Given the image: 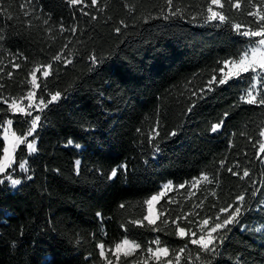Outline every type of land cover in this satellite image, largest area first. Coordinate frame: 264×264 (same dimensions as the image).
Masks as SVG:
<instances>
[{
  "label": "trees",
  "instance_id": "obj_1",
  "mask_svg": "<svg viewBox=\"0 0 264 264\" xmlns=\"http://www.w3.org/2000/svg\"><path fill=\"white\" fill-rule=\"evenodd\" d=\"M210 2L0 0V159L7 121L17 135L30 127L8 103L31 89L33 70L51 66L37 77L36 100L47 106L36 115V152L22 144L7 170L25 163L27 176L14 175L22 180L15 191L0 176V264H158L149 253L156 246L168 249L159 264H264V105L241 100L251 73L209 85L254 43L234 25L256 30L248 13H264V0H239L240 9L222 0L223 23L207 19ZM204 175L213 184L189 201L185 190L169 194L156 225L146 222V202L163 184ZM241 195L239 220L217 235L214 251L176 234L177 224L192 232ZM124 240L140 247L117 260Z\"/></svg>",
  "mask_w": 264,
  "mask_h": 264
},
{
  "label": "snow or ice",
  "instance_id": "obj_2",
  "mask_svg": "<svg viewBox=\"0 0 264 264\" xmlns=\"http://www.w3.org/2000/svg\"><path fill=\"white\" fill-rule=\"evenodd\" d=\"M229 3H233V0H228ZM68 3L70 5H79L81 3H83V0H68ZM166 3L168 5L169 8L172 7L173 5V0H166ZM98 4V0H91V6H97ZM216 6V8H223L224 7V3H222V0H211L207 11L209 13L207 19L210 21H214V20H219L220 22H225L226 21V16L222 13V12H218L215 11L213 9L212 6ZM23 7V6H22ZM233 7H235L236 9H240L241 5L239 3V0H235V2L233 3ZM173 15H175L176 13H171ZM85 15H88V13H85ZM249 16L255 17L256 18V23L259 25V27L256 30H249V31H243L241 32V26L240 25H234L235 30L245 36V37H260L258 44L261 46L259 48H253L252 51V56L251 58H249L247 56V54H245V56L241 57L239 59V61H227L225 62V67L228 68L229 65H231V68H229L228 73H226L224 75L223 78H220L218 81L217 79L214 77L213 80L209 81V85H212L213 83H218L219 85H224L228 82L229 79H231L233 76L239 77V75L241 73H248L249 71L251 72H256L257 69L259 68L262 72H264V13L260 12L259 10L256 11H250L248 13ZM93 19H96V17H92ZM75 31V30H73ZM117 31H119V29H117ZM260 53L259 58L257 57V54ZM56 60H59L60 57L57 56L55 57ZM70 63V61H68ZM14 67L19 68L20 65L16 64L14 65ZM51 66H45L43 71H42V76L44 78H47L49 76V68ZM40 69L37 68L35 70H33L30 75H31V85H32V89H37L40 87V85L37 82V75L36 73L39 72ZM11 75V74H9ZM252 88H255V85L252 86ZM213 89L211 87H209L207 89V91H212ZM203 93L204 90L201 89V93L199 98H203ZM193 95H197L196 93H193ZM60 98V93L57 92L56 94L52 95L51 100L48 101V103H52L54 101H56L57 99ZM26 99L28 100V104L24 105L22 103V101ZM36 99V93L32 90L27 91L26 95L17 99H13L11 100L10 103H8V109L11 110L13 112V114L15 113H20L21 115L24 116H32V110L35 108V110H43L42 107L40 105L43 106H47L46 104H44L43 100H41L40 105H33V101ZM241 100L244 103H248V104H260V105H264V98H261L259 100H257V97L255 95H253V91L249 90L246 94V96L241 97ZM3 102H7L6 99ZM195 105H193L194 107ZM189 111H191V108L189 109ZM225 116H227V113H225ZM40 120V116H35L34 118H32L29 121H24V123H30V127L27 130V136H32L37 128L38 122ZM7 124L9 126L13 125V121L11 119H9L7 121ZM223 122L221 121L220 123H216L212 125V132H216L220 127H222ZM5 131V136L4 139L6 141L10 142V147H3V152H4V156L2 159H0V174L5 173L6 169L8 167H10L13 163V157H12V153L15 151L16 145L18 144H26L28 150L30 152H35L36 151V147L35 144L33 142H28L25 134L24 133H20L19 135H17L16 132H11L9 135V129H4ZM156 135H159L158 132H156ZM172 135H175V133L173 132ZM259 135L261 137H264V130H261ZM11 137V138H10ZM154 139V137H153ZM259 152L261 154H264V142H261L259 144ZM264 158V157H262ZM77 164H79V161H77ZM19 167L21 169H25V164L24 163H20ZM229 172L232 173V175H237L236 172H234L232 169H229ZM117 174V170L113 169L112 171V176L115 177ZM249 176V172L248 171H244L243 175L240 177L241 179L248 177ZM202 179L204 181L208 180V177L206 175H204L202 177ZM210 182V181H209ZM21 183V181L19 179H12L11 180V184L13 186L15 185H19ZM200 183V180H196L193 183V187H195L197 184ZM169 187V185H165V188ZM181 187H183V185H181ZM163 193H161L162 195ZM160 199L159 196H153L151 197L146 203L148 204V212L149 214L147 216L144 217L145 220H147L149 225H156L157 220L159 219V216L153 215L152 214V206L154 202H158V200ZM245 197L244 196H238L237 197V202H242L244 201ZM121 207H123V205H121ZM221 215L216 217V220L219 222L214 223V226L210 227L208 229V231L203 234L200 235L198 239H191L190 243L193 245H198L202 250L206 251V252H210V251H214L215 250V244L214 241H216L217 239H222V237L219 236H214V233H218L221 230H225L227 229V227L229 225L235 224L238 222V217L241 213V208L240 207H235L234 210H231L229 208H223L220 210ZM225 213H227V215H224ZM160 215H163V213H161ZM165 223H167V221H164ZM137 223H140L139 221H137ZM173 223H175V221H173ZM209 225V220L208 219H204L202 220V224H201V231H203V229ZM176 234L180 237V238H185L186 236H195L196 233L195 232H191V231H187L185 230L184 227L180 226L177 224L176 226ZM155 243L159 244V241H155ZM101 248H103V246H100ZM140 246L138 244H135L134 242H130L129 240H124L121 243H117L115 245V249L113 251V255L116 256L117 260L120 259V255L123 254L125 257L132 254L133 251H135V249L139 248ZM181 251H183V249H181ZM149 253L156 258L158 264L161 261V257H167L168 256V249L167 248H157L155 251L149 249ZM100 255L102 257H104V252L101 251ZM108 264H111V261L108 262Z\"/></svg>",
  "mask_w": 264,
  "mask_h": 264
},
{
  "label": "rangeland",
  "instance_id": "obj_3",
  "mask_svg": "<svg viewBox=\"0 0 264 264\" xmlns=\"http://www.w3.org/2000/svg\"><path fill=\"white\" fill-rule=\"evenodd\" d=\"M213 7V9L216 11V6H212ZM208 15H209V13H208ZM246 31H249V30H246ZM247 38H249V39H251L254 43H251V45L247 48V50L245 51V53L241 56V57H243V56H245V54H247V56L249 57V58H251V56H252V49L253 48H259V47H261L259 44H258V41H259V39H260V37H247ZM259 56H260V53H258L257 54V57L259 58ZM240 57V58H241ZM237 61H239V60H237ZM229 68H231V65H229V67L228 68H226L225 67V64L223 65V69L220 71V78H223L224 77V75L226 74V73H228V71H229ZM248 73H251V75H252V78H253V85H255V88L253 89V88H251L250 90H252L253 91V95H255L256 97H258L262 92H264V72H262L259 68L257 69V71L256 72H251V71H249ZM41 75V77H43L42 76V71H39V72H37L36 73V75H37V77H38V75ZM242 74H244V73H241L240 75H242ZM239 75V76H240ZM232 78H236V76H233ZM231 78V79H232ZM230 80V79H229ZM228 80V81H229ZM30 81H31V77H30ZM37 81H38V78H37ZM252 85V86H253ZM30 90H32V91H34L35 92V89H32V85H31V89ZM247 94V93H246ZM246 94H245V96H246ZM57 101V100H56ZM56 101H54V102H56ZM22 103L24 104V105H27L28 104V100H26V99H24L23 101H22ZM33 105L35 106V105H40V102H38L36 99L33 101ZM41 107H42V109H44L45 108V106H43V105H40ZM8 111H9V113H11V114H13V112L11 111V110H9L8 109ZM41 110H35V108L32 110V116H29L30 117V120L32 119V118H34L39 112H40ZM13 115H21L20 113H15V114H13ZM21 116H24V115H21ZM4 129H9L10 131H9V135H10V133L11 132H14L13 131V128H12V126H9L7 123L5 124V126L2 128V139H3V142H4V147H10V142L9 141H6L5 139H4V136H5V131H4ZM37 129V128H36ZM218 131H220V128L216 131V132H218ZM35 134V133H34ZM34 134L32 135V136H27V134L25 135V137H26V139H27V141L28 142H33L34 144H35V147H36V145H37V140L34 138ZM11 138V137H10ZM261 142H264V137H262V140H261ZM260 142V143H261ZM22 144H18V145H16V148H15V151L12 153V157H13V163H12V165L10 166V167H8L7 169H6V171H5V173H3V174H0V176H3V178H2V182H7L8 184H9V186L11 187V189H12V191H15L19 186H20V184L19 185H15V186H13L12 184H11V180L12 179H19L21 182H22V180L20 179V178H15V174H21V175H24V176H27V172H26V167H25V169H21L20 167H18L17 168V170L15 171V172H12V173H10V174H7V170L8 169H11L13 166H14V156H15V153H16V151H17V149L21 146ZM25 146H26V144H24ZM26 150H27V152H28V154L29 155H33V154H35V152H30L29 150H28V148H27V146H26ZM3 156H4V152H3V155H2V157H1V159L3 158ZM262 157H264V154H261L260 152H258V160H259V162H260V164H262L263 166H264V158H262ZM25 164V163H24ZM203 177V176H202ZM202 177H200V178H197V179H194V180H192L191 182H189V183H187V184H185V185H183V187H181V186H175V185H173L171 182H167V183H165V184H163L161 187H160V189H159V191L155 194V195H153V196H159L160 197V199L158 200V202H154L153 203V206H152V214L153 215H156V216H158V209H157V206H158V204H159V202L164 198V197H166V196H168L169 194H173V195H175V194H177V193H180V192H182L183 190H185L186 192H185V194L184 195H186L185 197V199H186V201H189L190 199H192L193 197H195V195L197 194V193H199V192H201V190L203 189V187H206V186H208V185H211V184H213V180L212 179H210L209 177H208V180L207 181H204L203 179H202ZM200 180V183L199 184H197L195 187H193L192 185H193V183L196 181V180ZM210 181V182H209ZM165 185H169V187H167V188H165ZM161 193H163L162 195H161ZM152 196V197H153ZM235 207H240L241 208V213H242V209H243V207H244V203H243V201L242 202H237V204L236 205H234L233 207H228L229 209H230V211L231 210H234V208ZM147 213H146V216L149 214V212H148V204H147ZM241 213H240V215H241ZM221 215V212H220V214L218 215V216H220ZM224 215H227V213H225ZM240 215H239V217H240ZM217 217V216H216ZM216 217H215V219L213 220V221H211V220H209V225L208 226H206L204 229H203V231H201V224H202V221H200V222H198V223H195L194 224V226H192L191 227V229H193L192 230V232H195L196 233V235L195 236H192V237H194V239H198L199 238V236L200 235H203V234H205L207 231H208V229L210 228V227H212V226H214V223H216V222H219V221H217L216 220ZM239 217H238V220H239ZM146 222H147V220H146ZM193 223V222H192ZM236 224V223H235ZM235 224H232V225H229L228 227H227V229H229V228H232ZM227 229H225V230H227ZM225 230H221L220 232H218V233H214L213 235L214 236H217V235H219V234H221L223 231H225ZM157 248H160V247H158V246H156L155 247V249L153 250V251H155ZM136 250V249H135ZM101 251H103L104 252V250L102 249V248H100V252ZM134 252V251H133ZM132 252V253H133ZM104 254H105V252H104ZM131 255V254H130ZM115 256V255H114ZM120 256H124L123 254H121ZM129 256V255H128ZM104 257H105V255H104ZM115 258H116V256H115ZM152 260H154V261H157L156 260V258L155 257H153L152 255H151V257H150ZM163 258H166V257H161V259H163ZM117 259V258H116ZM177 262V261H176ZM176 262H168L167 264H176Z\"/></svg>",
  "mask_w": 264,
  "mask_h": 264
}]
</instances>
